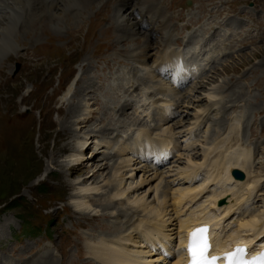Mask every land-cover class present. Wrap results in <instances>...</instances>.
I'll return each instance as SVG.
<instances>
[{"label":"rangeland","instance_id":"rangeland-1","mask_svg":"<svg viewBox=\"0 0 264 264\" xmlns=\"http://www.w3.org/2000/svg\"><path fill=\"white\" fill-rule=\"evenodd\" d=\"M85 4L87 11L54 9L45 0L27 7L23 2L19 12L2 7L5 25L17 27L11 30L18 46L0 52V264H37L46 257L55 264H101L102 256L93 248L107 245L117 235L111 244L133 258L169 264L173 259L161 260L133 227L141 218L143 226L147 221L163 225L158 231L176 238L172 247L179 250L176 244L183 232L178 234L177 220L183 215L175 213L168 192L182 185H191L185 187L188 190L204 186L194 194L190 208L195 214L215 212L225 235L235 234L241 218L245 221L251 214L263 218L264 0H178L166 14L179 10L182 17L169 20L172 27L164 30L170 33L164 45L161 26L151 30L144 66L133 58L151 32L149 24H142L141 36L130 37L120 30L118 13L125 9L119 10V1ZM161 4L165 0H136L130 6L138 8L130 17H143L141 9ZM225 17L233 27L213 29ZM208 37L213 44L206 45L198 76L177 85L156 72L159 53L177 50L185 56L184 43L192 47L197 38L205 44ZM47 41L52 47L44 45ZM82 80H88L91 91L86 95L78 91L67 103ZM71 105L81 107L70 118ZM160 107L168 109L164 120L157 113ZM231 115L241 126L228 140ZM66 121L72 133L62 128ZM102 124L109 126L104 134L99 132ZM144 132L159 142L170 141L169 153L155 164L149 157L142 160L120 150L119 145ZM218 140L231 147L228 153L238 146L249 153L244 179L231 178L221 186L212 179L217 170L210 167L208 172L200 169L191 180L181 178L191 161H206L204 151ZM64 145L66 150L60 149ZM224 149H218L217 159H222ZM206 173L211 180L205 179ZM218 188L226 192L212 204L209 197ZM161 190L167 192L166 202L158 195ZM78 200L82 204L77 208ZM107 203L111 206L104 210ZM158 206V214L151 212Z\"/></svg>","mask_w":264,"mask_h":264},{"label":"bare ground","instance_id":"bare-ground-1","mask_svg":"<svg viewBox=\"0 0 264 264\" xmlns=\"http://www.w3.org/2000/svg\"><path fill=\"white\" fill-rule=\"evenodd\" d=\"M32 1H34V0H31V1H29V0H27V1H23V0H0V52H2V51L6 52V51H8V50H10L12 48L15 49V47L18 46V43L15 42V39L12 36V31L14 30V28H17V27L9 28V27H7L5 25V16L6 15L1 14V11H3L2 7L3 8L6 7V8H9L11 10H14V12H19L20 9H22V7H23V2H24V7H27L29 5V3H31ZM45 1L47 2V4L50 7H55L54 9H56V7L57 8L65 7L66 9L67 8H69V9L70 8H79V9L84 10V11H87L85 3L92 2V0H87V1H85V0H75L76 4L75 3L72 4L73 0H45ZM117 1L120 2V4H117L120 7L119 10H121L122 8L125 9L123 11V13H121V14L118 13V16H119V18L121 20L120 30L125 32L126 34H128L130 37H133L135 35H140L141 36V34H139V33L140 32L143 33V31L141 30V26L145 22H147L149 24V26H150L149 30L150 31L155 29L156 26H161V28L160 27H157V28H160L161 31H164V30L170 29V27H172V24H170L171 22L169 21L170 19L182 17V13L179 10H177L176 12H173V14L171 16H168L166 14V9L169 10V9L177 7L178 0H165V4H161V6H159L157 8L154 7V8H150V9L145 8L144 10L141 9L142 11H139V12L143 13V17L141 15V17H139L137 19H132L130 17L134 13L135 9L138 8L137 6H133V7L130 6L132 4H135L136 0H117ZM128 4H130V5H128ZM162 7L165 8V12H164V9ZM23 10H21V11H23ZM5 11H7V10H5ZM226 19H228V18L225 17V19L222 22V25L216 26L213 29L216 30L218 28V29H220L222 31V27L223 26H227V28L229 26L233 27L232 22L226 21ZM57 23H55V25ZM60 23H61V20H60ZM162 25H164V27H162ZM186 26H188V24H186L184 26V28ZM57 28H58V26H57ZM210 28H212V27H210ZM11 29H13V30H11ZM206 29H208V28H206ZM244 30L247 31L248 28H244ZM148 33H150V34L149 35L145 34V36H144L145 37V42H144V44H142L141 48L134 51L133 60H134L135 63H137V64H139L141 66L142 65L144 66L146 64L147 57H149L150 44L148 42V38L150 37L151 33H153V31L148 32ZM26 36H28V35H26ZM162 36H163V44L162 45H164L169 40V37H170L169 31H168V34H167L166 31H164ZM159 39H160V37H159ZM192 41L194 43V46H192V47L191 46L188 47V42L183 44L184 48L187 47L186 48V52L188 54H186L185 56L184 55L182 56V54H181L182 52L177 51V50H173V51L169 50V51H165V52L162 51L157 56L156 67H155L156 72H158L159 74H162L163 76H168L170 78L169 82L171 84L177 83V85H181L183 82H185V80L189 79L190 77L193 78V77L198 76L200 74L199 72L201 71L200 66H201V68L204 66V63H205L206 59H203V61H202L201 56L203 54L207 53V51H208V49L206 48V45L211 46L213 44V41H211L209 37H208L207 41L205 42V44L204 43L202 44L200 42V40H197V38H194V40H192ZM50 44L51 43L48 42V41L44 43L45 46L52 47V46H49ZM38 49H39V46L33 48V50H35V51L38 50ZM85 81H88V80H85ZM85 81L82 80L81 84L78 87L79 90L77 89L74 94H73L72 91L70 92L71 88L67 90V91H69L71 93L70 94V98L67 100V103H69L68 101L70 99L74 98L73 96H75L78 91L81 92L82 94H85V95L87 94L88 91H91L90 86L86 85ZM202 82H203V80H202ZM196 86H198V85L196 84ZM164 88H166V87H164ZM140 89L142 90V88H140ZM136 90H137V88H136ZM164 92H165V89H164ZM173 93L177 94V92H173ZM76 99H78V98H76ZM163 104L165 105V101L163 102ZM80 107L78 105H71V107L69 108V110L67 112V114L69 113V117L71 118V117L75 116ZM166 110H168V109H161V107L158 110L159 112H157V113H159L160 117H162L160 120H164V118L167 117ZM87 120H84V122L87 121ZM227 120H228V125L226 126V130H227L226 132L228 134V140H229L231 138L230 136H233V133L241 125H239V121H238V119L235 116L231 115V117H229ZM135 121H136V119H135ZM62 126H63L62 127L63 129H66L68 132L72 133L73 130L71 128V124H69V121L63 122ZM156 126L160 127V124H157ZM108 127H109L108 125L102 124L101 130H99V132H101V134H104L105 133L104 130H107ZM162 132L164 133L166 131L162 129ZM164 135H165V133H164ZM167 138L165 140H168ZM228 140L225 141V142H228ZM231 141H232V139H231ZM67 146H68V144H67ZM67 146H65V145L64 146H60V149H65L66 150ZM119 146H120V150L121 151H127L128 150V152H130L133 155H139V158L141 156L142 160H145L148 157L151 158V160H152L151 162L154 163V164L156 162H158V160L162 156L166 157L167 156V152H168L167 150H169V148L171 147L170 146V141L159 142L158 140L154 139L147 132H144L143 135H140V136H138L137 138H135L133 140H130V141L126 140V143L124 142L123 145H119ZM224 147H225L224 141L222 142L221 140H218L217 142H215L213 144L212 148H209V150H205L204 151V156L206 158V161L203 162V163H200V164H196V163H193L191 161L190 162L191 164L189 165V167L186 166L187 168L184 171L185 174L182 177L181 176L180 177L181 178H185L186 177L187 181H188V179L191 180V178H193L194 175H196L197 172L200 171V169L201 170H207V168L210 167L211 169H214V170L216 169L217 170L216 175L212 179L215 181V183L221 184V186H222V183H226L228 181H231L230 179L233 178L232 175L230 174V169L231 168L237 167V168L245 171L246 173H248L247 172V170H248V161L250 159L249 153L245 152L242 148H240V146L233 148L228 153L229 148H231V147H225V149H224ZM218 149H224V152L222 153V159H217L218 156H219ZM248 152H250V151H248ZM215 160H217V161L219 160L218 163H216ZM187 163H189V162H186V164ZM131 171H130L131 174H133L134 169L131 170ZM207 172H208V170H207ZM209 172H211V171H209ZM213 173H214V171L211 173V175ZM207 174L208 173H206L205 179H207V181H209L211 179L208 178L209 176H207ZM211 175H210V177H211ZM182 186H179V187H177L175 189L174 188L171 189V191L168 192L169 196L167 195V192L166 191L164 192L163 190H161L160 193H158L159 197H161L163 199V201L165 200L166 196H168L170 202L173 204V208H174L175 213L178 214V216L183 215V216L179 217V219L177 220V226H178V231L177 232H178V234L183 232V235H179L178 243L176 244V245L179 246V250H174L175 246L172 247L173 245H175L172 242V240L176 239V238H172L171 236L168 235V233H166V234H162V232L160 233L158 230H159V228L161 226L163 228V225H161L160 227H157L156 224L154 223V221L151 218L149 220H152L153 222H148V221L146 222L145 221L147 223V226H143L142 225L141 222H142L143 218H141V219H139L138 223L133 227L134 230L138 233V235L142 236V239H143V241L146 244H149L152 249L154 248V249L157 250V254H159L158 256H161L160 258H162L161 260H164L166 258L169 259L171 257L173 259V261L169 260L170 261L169 264H186L187 261L185 260V258L188 257V256H187V252L185 250V232L187 233L190 228H192L193 226H195V225H197L199 223H205V224L210 223L212 225V229H214V230L210 231L211 244H212V249L214 250V252L217 255L226 253V251H228V250H225V249H228L230 247H232V249H233L235 246H237L236 244H238V243H245V244H248L250 246L251 245L253 246L252 243H255L257 238L260 237V235L264 232V217L263 218L261 217L258 220V219H255V217L259 216V215L253 216V214H251V215L248 214V215H250V218L249 219L245 218L246 219L245 221H244L243 218H241V220H240L241 222L239 221L240 223L238 225V229L236 230L235 234L232 235V234H228L227 233L228 235H225V233L222 232V230L220 228L221 227L219 225L220 222L215 221V216H216L214 214L215 212L213 213V211L210 212V210H206V211L203 210V212H199V213L195 214L194 211L190 208L191 202L194 199L196 200V198H195L197 196L196 194L198 192H200L199 190L203 189L204 186H202L201 189H199V190L195 189V188L198 189L199 187H195L194 190H188V189L185 188V187H190L191 185L190 186H185V187H182ZM110 189L114 190V187H110ZM86 190H89V189H86ZM125 191H126V188H125V190H123V193ZM225 192H226V190L223 189V188L216 189L215 191H213L211 193V195H210L211 198L209 197L211 202L209 200L208 201L210 203L214 204L215 200L217 198H219V196H222ZM120 193H119V195H121ZM190 193H192V194H190ZM236 193H237V191L232 193V194L236 195ZM248 193H249V191H248ZM83 194H82V196H84ZM194 194L196 196H194ZM114 196H115V193H114ZM249 196L250 195H248V197ZM118 197H120V196H118ZM239 198H241V197H238V199ZM163 201L162 200L160 201V205L164 204ZM203 201H205V200H203ZM165 202H166V200H165ZM80 204H82V203L79 202V200H78L77 203H75L77 208L79 207ZM203 204L204 203L201 202V204H199V207L202 206ZM109 206H111L109 203L105 204L104 205V210L109 208ZM159 206L157 208L158 210H155L156 208L152 207L155 211L153 210L151 212L158 214V211L160 212ZM234 209H236V208H234ZM165 211H166L165 215L167 216L168 215V213H167L168 209L165 210ZM110 212H112V211H110ZM85 213L82 212V214H85ZM160 214H162V213H160ZM160 214L158 216H160ZM139 217H141V216H139ZM170 219H171V216H169L166 219L165 222L167 223ZM156 221H158V218H156ZM174 224H176V223H174ZM168 225H169V227H168V230H169V229H171V227H170V224H168ZM172 227H173V225H172ZM233 233H234V231H233ZM114 237H115L114 239H116V237H118V239H119L118 235L114 236ZM114 239H111V240L107 241L108 242L107 245L103 243V244H100L99 246H97L96 248H93V252L95 254H97L99 256H102V259H99L101 264H148V263H143L142 259L140 257L133 258L132 255L129 254L128 252H126V250H124L122 247L119 246V248H118L116 245H112L115 242ZM263 244H264V242H263ZM229 245H231V246H229ZM249 252H254V251L251 250ZM54 262H53L52 257H46V258H44V260L42 262H39L37 264H55ZM152 263L155 264L154 262H152ZM160 263L162 264L163 262H160Z\"/></svg>","mask_w":264,"mask_h":264},{"label":"snow or ice","instance_id":"snow-or-ice-1","mask_svg":"<svg viewBox=\"0 0 264 264\" xmlns=\"http://www.w3.org/2000/svg\"><path fill=\"white\" fill-rule=\"evenodd\" d=\"M207 232V227H200L189 234L187 245L189 264H217L221 259V257L210 255ZM247 252V248L237 247L234 251L226 253L223 257L225 264H264V252L250 259L247 258Z\"/></svg>","mask_w":264,"mask_h":264},{"label":"water","instance_id":"water-1","mask_svg":"<svg viewBox=\"0 0 264 264\" xmlns=\"http://www.w3.org/2000/svg\"><path fill=\"white\" fill-rule=\"evenodd\" d=\"M233 175H234L235 177L240 178V179H242V178L244 177L243 172H242V171H239V170H234V171H233Z\"/></svg>","mask_w":264,"mask_h":264}]
</instances>
